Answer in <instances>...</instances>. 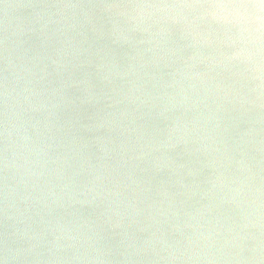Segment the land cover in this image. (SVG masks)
<instances>
[{
	"label": "clouds",
	"instance_id": "9594fccd",
	"mask_svg": "<svg viewBox=\"0 0 264 264\" xmlns=\"http://www.w3.org/2000/svg\"><path fill=\"white\" fill-rule=\"evenodd\" d=\"M0 264H264V0H0Z\"/></svg>",
	"mask_w": 264,
	"mask_h": 264
}]
</instances>
